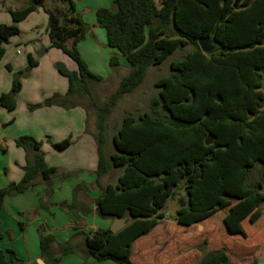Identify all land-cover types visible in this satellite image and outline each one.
<instances>
[{"label":"trees","instance_id":"16d2710c","mask_svg":"<svg viewBox=\"0 0 264 264\" xmlns=\"http://www.w3.org/2000/svg\"><path fill=\"white\" fill-rule=\"evenodd\" d=\"M51 2L61 8L51 10ZM235 3L236 0H114V8L98 9L96 21L105 29L108 45L131 68L104 104L94 99L91 87L102 78L90 71L77 48L88 28L74 0H26L21 9H8L13 23L0 25V63L6 54L5 45L20 33L18 23L44 10L50 47L69 56L78 69L71 71L57 63L58 73L68 80L67 94H55L29 109L74 107L75 97L88 99L96 112L98 184L112 170L120 172L116 182L101 186L102 194L96 200L98 215L103 219L128 218L118 233L110 229L95 231L81 250L72 240L60 245L58 257L53 251L54 236H41V255L48 264H60L62 256L77 253L99 262L136 264L131 259L133 244L159 225L170 200L178 206L175 219L180 223L208 221L226 234L246 238L261 226L264 0H241L237 7ZM206 38L214 41L216 52L204 53L200 49L199 40ZM188 46L193 50L172 61L171 74L157 81L159 93L151 101V112L138 116L127 113L111 139L108 121L119 101L145 82L148 69L163 65ZM28 61V68L15 74L11 93L1 96L0 103L8 111L16 109L22 77L38 65L31 55ZM111 66H120L116 55L111 58ZM71 144V139H66L53 147L63 151ZM16 145L28 153V162L22 180L0 190V215L7 196L25 193L38 177L49 181L57 171L47 164L42 142L22 136L16 139ZM196 249L201 254L198 264L229 263L228 250L209 249L208 240ZM0 264L22 261L13 250H0Z\"/></svg>","mask_w":264,"mask_h":264},{"label":"crops","instance_id":"0c3cea01","mask_svg":"<svg viewBox=\"0 0 264 264\" xmlns=\"http://www.w3.org/2000/svg\"><path fill=\"white\" fill-rule=\"evenodd\" d=\"M25 2L26 0H11L9 5H5L4 0L2 9L6 8L7 12L0 11V25L12 24L8 9H21ZM41 10L32 13L27 19L36 15L35 13H41ZM38 16L44 21L41 14ZM43 23L45 27V22ZM38 32L37 28L36 33ZM32 43L39 46V53H51L47 31L45 36L33 39ZM18 50L19 48L16 49V54L22 55V52L18 54ZM8 55L6 50L0 63V99L2 95L11 93L15 74L26 69L20 59L13 58V51L11 56ZM29 55L32 56V53ZM64 55L66 54H56L57 60L52 67L46 68L47 73L38 63L25 74L24 79H21L22 89L16 96L17 106L14 111H8L0 103V190L19 183L24 176L28 153L16 145L19 137L32 136L42 142L47 164L57 170L49 181L38 177L36 184L28 191L7 196L4 200L0 215L3 231L0 250H13L22 264H37L41 259L46 262L40 250V238L43 235L54 236L56 241L53 251L58 257L60 245L72 240L81 250L88 236L99 229H110L113 224V219H103L98 215L96 200L102 194L101 186L116 182L120 172L112 170L98 184L97 132L92 127L88 99L75 97L74 107L54 105L34 111L29 109L31 105L43 103L55 94H67L68 80L56 71L54 65L58 61L62 62L71 71H76L78 67ZM118 55L123 57L120 53ZM33 59L36 61L35 57ZM126 63L119 67H124L130 73L131 68ZM8 66L11 70H8ZM31 79L34 81L31 82ZM108 134L112 139L115 133ZM66 139L72 141L66 150L58 151L53 147L54 143ZM33 155L30 153L31 158ZM42 202L45 206H42ZM174 210L173 214L167 212L151 233L133 244L131 259L134 263L198 264L201 254L196 246L208 240V233L215 236L217 234L221 239L220 246L214 249L224 247L228 250V264H250L257 261L258 256L264 252V212L261 226L255 230L254 235L246 238L226 234L216 224L208 221L180 223L175 219L178 206ZM202 223L212 225L215 230H203ZM208 242L211 244V239ZM60 264L117 263L111 260L99 262L77 253L62 256Z\"/></svg>","mask_w":264,"mask_h":264},{"label":"rangeland","instance_id":"374dc122","mask_svg":"<svg viewBox=\"0 0 264 264\" xmlns=\"http://www.w3.org/2000/svg\"><path fill=\"white\" fill-rule=\"evenodd\" d=\"M74 1L76 4L77 12L80 14L88 28L85 39L78 43L77 48L81 54L82 59H84L88 64L90 71L102 78L101 82H93L91 84V87L94 99L98 103L104 104L118 89L121 81L126 77V75L129 74V71L125 70L124 67L113 68L111 66V58L115 55L119 58L120 66L124 65L127 61L125 58L120 57V55H118V52L108 45L106 31L105 29L100 27L96 21V11L100 8H114V0ZM5 2V5H9L11 3V0H5ZM157 2L159 3V0H157ZM3 5L4 0H0V11L1 13H6L7 9L5 8L6 11L2 9ZM48 6L51 8V10L61 8V6L57 2H51L48 4ZM40 12L41 13H35L36 15H33V17H31L30 19H26L25 21L20 23L18 27L20 31L19 35L13 37L11 41L5 45V49L9 52L8 56H11L13 51V58L15 57L20 59L26 65V68H28L29 66L28 57L29 53L31 52L32 56L35 57L37 63H40L41 68L44 67V70L47 73L48 69L46 68L49 66L52 67L54 61L57 60L56 54L63 55V53L59 49L51 48V53H46L43 55L38 52L40 49L39 46L32 43L33 39L42 38V36H45L48 28V15L45 13L44 10H41ZM38 14H41V17H44V21L40 19ZM43 22H45V27ZM37 28L39 29L38 33H36ZM18 48L19 50H21L22 55L16 54V49ZM192 50L193 46H188L184 49L178 50L173 55H171L163 63V65L158 67H151L150 69H148L145 82L135 92L124 96L114 108L108 121V132L114 134L117 131L119 125L121 124L123 117L127 113H132L135 116H138L146 112H151V101L156 98L159 93V90L156 87L157 81L160 78L166 77L171 74L170 65L172 61L182 59L187 53ZM64 56L67 57V55ZM67 58H69L70 62L73 65L77 66L75 61H73L69 56ZM57 63L62 62L58 61ZM57 63H55L54 65L55 69ZM25 76L26 75H24L22 79H24ZM32 81H34V79H31V82ZM88 106L90 107L91 119L93 122L92 127L96 132H98L96 128V112L89 104V101ZM260 168L261 166H259V169ZM176 208V202L170 200L166 210L173 214L175 211L174 209ZM202 229L206 231L215 230V228L212 225H209L208 223H202ZM197 230L199 231V229ZM208 236L210 238L207 237V239L209 241L211 239V244L209 243V249H214V247L220 246L221 239L218 238L219 236H217V234V237L215 235H212L211 233H208ZM257 264H264V252L258 256Z\"/></svg>","mask_w":264,"mask_h":264},{"label":"water","instance_id":"95a60500","mask_svg":"<svg viewBox=\"0 0 264 264\" xmlns=\"http://www.w3.org/2000/svg\"><path fill=\"white\" fill-rule=\"evenodd\" d=\"M241 0H236V3H235V7H237V4L240 2ZM199 47L200 49L204 52V53H211L214 49V41L210 38H206V39H200L199 40ZM217 100L220 102L221 101V98L218 97ZM127 221H128V218H119V217H115L113 219V224L110 228V230L113 232V233H118L119 231H121L126 225H127ZM37 264H46V262L41 259L38 261Z\"/></svg>","mask_w":264,"mask_h":264},{"label":"flooded vegetation","instance_id":"af4514ba","mask_svg":"<svg viewBox=\"0 0 264 264\" xmlns=\"http://www.w3.org/2000/svg\"><path fill=\"white\" fill-rule=\"evenodd\" d=\"M213 45H214V49H213V51H212V52H216V51H217V46H216V44H215V43H213Z\"/></svg>","mask_w":264,"mask_h":264},{"label":"built area","instance_id":"2783aa9c","mask_svg":"<svg viewBox=\"0 0 264 264\" xmlns=\"http://www.w3.org/2000/svg\"><path fill=\"white\" fill-rule=\"evenodd\" d=\"M17 52H18V54H21V50H18Z\"/></svg>","mask_w":264,"mask_h":264}]
</instances>
